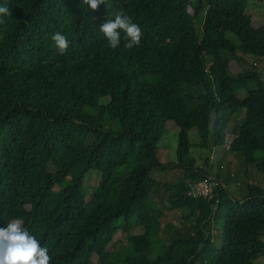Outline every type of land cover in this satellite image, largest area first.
<instances>
[{
    "label": "trees",
    "instance_id": "obj_1",
    "mask_svg": "<svg viewBox=\"0 0 264 264\" xmlns=\"http://www.w3.org/2000/svg\"><path fill=\"white\" fill-rule=\"evenodd\" d=\"M192 3L105 0L93 11L82 0H0L12 12L0 17V228L21 219L50 264H264V188L248 184L237 200L219 184L208 200L187 183L211 173L190 153L189 130L194 147H220L231 121L227 148L264 173L263 73L240 66L264 58V36L250 29L248 0H194L200 28ZM118 11L141 27L140 46H108L99 26ZM168 122L176 161L162 163ZM169 167L181 177L165 186L164 210L150 198L151 172ZM175 220L187 236L176 231L159 251ZM118 231L121 255L109 249Z\"/></svg>",
    "mask_w": 264,
    "mask_h": 264
},
{
    "label": "rangeland",
    "instance_id": "obj_2",
    "mask_svg": "<svg viewBox=\"0 0 264 264\" xmlns=\"http://www.w3.org/2000/svg\"><path fill=\"white\" fill-rule=\"evenodd\" d=\"M191 7L194 11V17L196 27L200 28L202 24V15L203 10L197 9L195 3L191 4ZM246 14L250 16L251 20V31L254 35L258 37L264 36V1L263 0H248ZM218 36H226L233 41H236V38L233 34L225 32L223 29H218L216 31ZM245 61L240 63V66H250L255 65L263 73L264 79V58L255 57L252 55H245ZM243 118V111L240 112L238 117H236V122H240ZM233 124L231 121L229 123V128L227 129L225 139L226 142L223 146L220 147H204L196 148L194 145L198 144V136L195 129H191L188 132L189 141L193 145L189 151L197 159L199 166L204 165V160H207V169L212 172V174L218 175L219 178L225 184V187L229 194L235 199H243L247 195L246 187L248 184L259 185L264 188V173H261L256 170L254 164H245L244 157L241 152H232L227 148L228 140L231 137L230 127ZM165 130L160 134L158 138V152L159 158L162 162H174L176 161V145H177V129L174 123L168 122L165 126ZM81 128L77 129L76 136L81 134ZM91 139L87 137L89 142ZM256 157H259V154H256ZM63 159V158H62ZM60 161H63V160ZM60 165V162L50 163L48 169L50 171H55ZM204 168H206L204 166ZM179 170H173L171 167L166 168L165 170H152L151 177L156 180L155 187L151 191L150 198L154 205L158 208L167 209L168 206V197L169 192L165 189L167 184H172L180 176ZM158 189V190H157ZM186 213L181 210L172 211V215L177 218H181ZM173 231L163 233V239L158 244V250L162 249V245L165 244L167 236H175V232L179 231L182 236H187L188 233V223H179L178 221H173ZM142 232L140 227L133 228L130 234H137ZM126 235L122 231L115 233L112 243L109 245V249L121 255L124 250V244L126 243ZM218 242V240H217ZM158 253V252H157ZM156 254V253H155ZM153 254V256H155ZM95 260V257H94ZM264 261V259H263Z\"/></svg>",
    "mask_w": 264,
    "mask_h": 264
},
{
    "label": "clouds",
    "instance_id": "obj_3",
    "mask_svg": "<svg viewBox=\"0 0 264 264\" xmlns=\"http://www.w3.org/2000/svg\"><path fill=\"white\" fill-rule=\"evenodd\" d=\"M93 11L99 5L105 4V0H82ZM12 12L7 6H0V17L11 16ZM4 23L0 19V24ZM100 32L107 39L108 46L116 49L123 39L124 47L132 49L140 46L143 37L141 27L134 23L128 15L118 11L114 20H107L99 26ZM52 40L60 54H64L69 41L65 35L57 32ZM52 257L48 254V248L41 246L40 241L23 226V221L13 218L4 228H0V264H50Z\"/></svg>",
    "mask_w": 264,
    "mask_h": 264
},
{
    "label": "built area",
    "instance_id": "obj_4",
    "mask_svg": "<svg viewBox=\"0 0 264 264\" xmlns=\"http://www.w3.org/2000/svg\"><path fill=\"white\" fill-rule=\"evenodd\" d=\"M187 183L192 187V196L194 199H197L196 188H204L208 192V200L212 199L215 196L214 188L221 184L217 178H213L212 174H207L199 178L190 179Z\"/></svg>",
    "mask_w": 264,
    "mask_h": 264
},
{
    "label": "bare ground",
    "instance_id": "obj_5",
    "mask_svg": "<svg viewBox=\"0 0 264 264\" xmlns=\"http://www.w3.org/2000/svg\"><path fill=\"white\" fill-rule=\"evenodd\" d=\"M190 194L192 195V187L191 186H190ZM196 196H197V198H208V192L204 188H196Z\"/></svg>",
    "mask_w": 264,
    "mask_h": 264
},
{
    "label": "crops",
    "instance_id": "obj_6",
    "mask_svg": "<svg viewBox=\"0 0 264 264\" xmlns=\"http://www.w3.org/2000/svg\"><path fill=\"white\" fill-rule=\"evenodd\" d=\"M156 154H157V156H158V158H159V155H158V152H156ZM159 160L162 162V160L159 158ZM162 163H166V162H162ZM210 174H212V172L210 173ZM219 177V176H218ZM220 179V178H219ZM220 181H221V184H222V186H223V188H225L226 189V187H225V184L223 183V181L220 179ZM155 187V186H154ZM153 187V188H154ZM153 190V189H152ZM158 190V189H157ZM227 190V189H226ZM139 233H141V232H138L137 234H139ZM168 237V236H167ZM164 243H166V241L164 242ZM164 245V244H163Z\"/></svg>",
    "mask_w": 264,
    "mask_h": 264
}]
</instances>
